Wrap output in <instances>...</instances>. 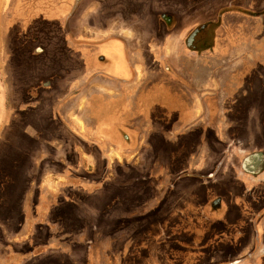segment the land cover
I'll return each instance as SVG.
<instances>
[{
    "label": "rangeland",
    "instance_id": "1",
    "mask_svg": "<svg viewBox=\"0 0 264 264\" xmlns=\"http://www.w3.org/2000/svg\"><path fill=\"white\" fill-rule=\"evenodd\" d=\"M115 1L119 0H103L98 5L95 0V9L107 5V10ZM4 2L0 0V264H264L262 24L245 26L248 36L238 39L253 44L250 59L228 69L232 70L228 74L247 77L254 99L239 100L231 108L228 103V115H221L222 108L217 115L198 117L200 122L191 127L205 131L176 136L172 124L178 113L173 115L163 101L161 109H152L150 120L154 122L150 126L142 115L136 119L133 137L137 144L133 147L120 151L105 143L97 150L55 132L54 99L43 97L40 112L33 109L31 117L23 115V107H37L39 102L27 98L28 83H38L50 75L27 64L21 36L8 35L10 20L2 12ZM30 5L26 1L23 7L33 16L37 9ZM242 6L243 11H254L264 2ZM87 10L85 6L80 12L87 14ZM95 20L104 26L100 18L87 20V24L93 26ZM103 20L107 24L104 30L121 27L104 15ZM21 27H16V33ZM223 50H218L222 58L226 55ZM95 51L93 47L91 53ZM79 56L66 57L72 74L63 69L65 80H79L85 71ZM61 64L53 69L60 71ZM93 68L108 72L110 67ZM150 70H145L147 76ZM154 78L158 82L143 84L144 88L161 84L166 77L158 74ZM105 79L101 76L98 81ZM259 92L263 94L257 98ZM71 119L72 128L85 123L80 116L77 122ZM168 119L173 120L167 124ZM23 124L28 130L41 131L45 144L27 147ZM124 135L130 139L132 133ZM48 139L59 140L60 146L52 147L46 143ZM150 143L152 148H146ZM250 157L262 159L250 165L245 162ZM215 218L229 223L225 225L228 228L217 229L212 235L224 232L218 251L229 246L228 234L243 232L233 241L231 252L225 253L226 259H207L205 253L212 251L207 244L211 233L203 225ZM231 255L237 259L231 260Z\"/></svg>",
    "mask_w": 264,
    "mask_h": 264
},
{
    "label": "crops",
    "instance_id": "2",
    "mask_svg": "<svg viewBox=\"0 0 264 264\" xmlns=\"http://www.w3.org/2000/svg\"><path fill=\"white\" fill-rule=\"evenodd\" d=\"M26 1L33 5L30 6L34 11L37 9L35 15L31 16L29 12H25L23 6ZM96 1L101 5L103 0ZM34 2L35 0H5L2 8L3 14L10 20L8 35L11 38L21 36V51L26 54L24 55L27 57V64L37 67L45 76H53L40 79L38 83H28L27 98L37 99L39 102L37 107H23V115H30V110L33 109L40 112L38 105L43 97L61 101H83L98 96L96 93L88 95L85 90L89 84L92 87V83L88 82L90 78L86 77L88 73L104 76L109 85L118 88L122 114L125 112L128 115L132 112L137 116H152V109H161L162 102H166L168 111L171 109L173 115L178 113L172 124L175 136L189 131H205L206 128L191 127L192 124L200 122L198 117L217 115V110L222 108L224 109L221 115H228V103L231 108V105L239 100L247 101L250 100L249 97L254 99L253 95L249 94L247 77L228 74L232 73V70L228 69L243 63L244 59H250L248 52L253 51V44L243 43V40L239 42L238 39L248 36L244 31L245 26L253 22L258 26L261 23L264 27V6L254 11H243L245 7L242 5L253 6L264 0H119L108 6L109 11L105 10L107 5L96 10L95 0H36V6ZM85 6L89 8L85 11L87 14L80 12ZM19 7H22L23 12H19ZM120 7L121 9H118ZM94 9L96 11H93ZM103 15L107 21H112L113 25L118 21L117 24L121 27L112 26L108 31L102 29L107 26ZM97 18L103 21L104 26H100L97 20L93 22V26L87 24V20ZM20 20L22 23H18ZM19 24L22 26L21 31L16 33ZM103 35L109 38L105 39ZM224 43H227L225 49ZM93 47L97 48L94 54L91 53ZM219 48L224 49L225 57H221ZM78 53V61L82 62L81 68L85 71L79 80L76 77H69L70 81L65 80L63 69H69L67 65L72 66L65 64L66 57L70 56L72 59ZM63 62L64 66L61 64ZM58 63L62 65V69L56 72L53 68ZM100 65L110 67V73L105 72L106 68H93ZM78 68H75V73ZM148 69H151L149 76L145 73ZM69 70L68 75L72 74L71 69ZM199 72L203 73L198 74ZM158 74L166 77L164 81L159 82L161 84H149V87L144 88L143 84L158 82L154 78ZM31 84L32 87L29 86ZM93 86L102 95L115 94V89L107 85L93 83ZM172 88H175V91ZM259 93L257 98L262 97L263 93ZM69 115L70 119L75 118V122L78 121L76 112ZM63 118L64 115L62 118L59 116L56 121L58 130L65 136L71 135L79 141V145L86 144L91 148L98 146L97 143L87 144L88 138L83 135V132L87 131L85 124L83 127L77 125L76 130H73ZM172 120L168 119L167 124ZM193 120L196 122L193 123ZM23 125L24 140L29 142V138H32L37 142H44L41 131L35 128L31 131L27 129V125ZM34 144L27 143V147L40 146L39 143ZM62 145L63 143L61 147ZM253 161L248 163L252 165ZM227 224L229 223L224 219L215 218L203 225L209 228L211 233L207 244L212 251L205 252L207 259L224 258L225 253L231 252L233 241L241 238L243 232L233 231L234 233L228 234L226 239L229 246L224 251H218L217 244L224 240V232H216L217 237L212 235L217 229L228 228L225 226ZM199 238L197 242L201 243ZM172 257L174 258L171 259L177 258ZM198 257L197 259L202 260L201 256ZM229 258L235 261L237 256L231 255Z\"/></svg>",
    "mask_w": 264,
    "mask_h": 264
},
{
    "label": "flooded vegetation",
    "instance_id": "3",
    "mask_svg": "<svg viewBox=\"0 0 264 264\" xmlns=\"http://www.w3.org/2000/svg\"><path fill=\"white\" fill-rule=\"evenodd\" d=\"M50 76H51L50 78H53L52 75ZM86 77L90 78L88 79L89 80L88 82L92 83V87L90 86V84L88 88L86 87L85 89L86 92L88 93V95H92V93H96V95L98 96H95L94 98L85 99L83 105L81 104L82 101L80 99H70V100H64V101H61V99H54L56 101L54 110H53L54 111L53 114L56 116L54 125H56V128H57L55 132L61 133V131L58 130V126H57L58 123L56 119L59 120V116L62 118L64 115L63 120H66L65 117H67L69 113L75 111L76 114L80 116L81 119H84L85 121L84 124H85L87 131L85 134L83 133V135L87 136L88 144L90 143L98 144V146H92L93 148L97 150H101L105 147V143H110L114 147L118 148L120 151H123L124 148H127V147H133L135 144H137V142L134 140L135 137H133L134 136L133 135L134 133L133 124H135L136 119H138L140 116L133 115L132 112L129 113L128 115L125 112L124 114H122L121 94L120 92L118 93L117 91L118 88H115L109 85L110 83L106 81H98L101 77L100 75H96V74L91 75L88 73ZM57 78H60V76L59 77L57 76ZM93 83H96L97 85L100 84L101 86L107 85L108 87H112L115 89V94L102 95V93H99L97 89L94 88ZM149 94H151V92ZM80 104L82 106L81 108H80ZM151 117L152 116L150 115L149 116L143 115V118L146 121H149L148 123L149 126L154 122L150 120ZM67 121L68 120H66V123L68 124L69 122ZM69 126L72 128V125L69 124ZM72 129L76 130L75 128H72ZM125 132L132 133V136L128 135L130 139L124 135ZM7 133L9 134V131ZM70 138H73V137L71 136ZM25 142L30 143V144H34L35 142L36 144L37 143L45 144V141L37 142L34 139H31V141L29 142L28 141H25ZM47 142L53 145L52 147L54 148L60 146V142L55 139H50V140L48 139L46 143ZM152 146L153 145L150 143V145L146 144L145 147L152 148ZM30 147H34V146L31 145ZM259 159L260 158H255V161Z\"/></svg>",
    "mask_w": 264,
    "mask_h": 264
},
{
    "label": "water",
    "instance_id": "4",
    "mask_svg": "<svg viewBox=\"0 0 264 264\" xmlns=\"http://www.w3.org/2000/svg\"><path fill=\"white\" fill-rule=\"evenodd\" d=\"M253 157H254V156H253ZM253 157L248 158L246 161H247V162H248V161H250V162L253 161V159H254ZM255 158H256V157H255Z\"/></svg>",
    "mask_w": 264,
    "mask_h": 264
}]
</instances>
